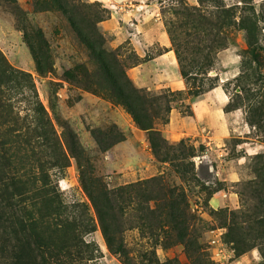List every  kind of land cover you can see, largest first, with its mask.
Returning <instances> with one entry per match:
<instances>
[{
  "label": "rangeland",
  "instance_id": "1",
  "mask_svg": "<svg viewBox=\"0 0 264 264\" xmlns=\"http://www.w3.org/2000/svg\"><path fill=\"white\" fill-rule=\"evenodd\" d=\"M191 14H201L213 24L223 22L225 28L221 32L204 28L200 17L197 22L190 20ZM100 18L105 21L97 24ZM72 21L98 54L117 57L116 73L127 75L128 88L126 81L135 86L130 69L139 56L132 34L166 33L179 71L178 53L190 69L206 66L205 75L189 77V87L209 90L220 76L229 110L240 115L232 136L209 152L190 140L184 147L180 142L157 141L153 149L149 134L121 102L87 88L85 73L77 68L94 75L99 63ZM252 26L257 27L255 32L244 30ZM163 51L156 45L145 59ZM34 53L53 69L47 77L40 75ZM9 67L31 75L51 128L33 134L41 127L40 118L31 110L30 93L9 90L3 75ZM0 85L12 99L19 129L29 130L28 138L40 140L36 136L43 132L55 133L56 142L49 147L40 143L33 157L17 151L12 172L51 182V205L41 201L31 215L37 220L34 237L45 248L43 256L50 264H264V0H0ZM177 110L186 111L182 104ZM162 123L158 121L156 127ZM135 133L146 134L162 174L144 175L136 161L139 149L125 150L114 159L115 147L136 139ZM74 135L96 176L110 190L139 186L137 194L119 199L115 211L113 226L123 231L122 253L110 249L100 215L80 181L78 161L68 147ZM200 156L205 157L202 162L195 160ZM229 174L239 181L226 182ZM160 176L188 196L194 226L182 243L175 232L168 237L160 233V219L145 211L154 209L155 202L139 184ZM229 190L232 200L227 198L225 206L210 205L215 194ZM105 207L104 203L107 211ZM198 249L201 261L195 256Z\"/></svg>",
  "mask_w": 264,
  "mask_h": 264
},
{
  "label": "trees",
  "instance_id": "2",
  "mask_svg": "<svg viewBox=\"0 0 264 264\" xmlns=\"http://www.w3.org/2000/svg\"><path fill=\"white\" fill-rule=\"evenodd\" d=\"M218 8L220 9L219 6H217ZM179 12V10H175L176 14H179ZM198 17L201 18V26L204 28L214 29V31L218 32L225 28L223 22L213 24L209 18L201 14L196 15V17L191 14L189 18L191 21L194 19L192 22H197L196 19ZM103 21L105 20L100 18L97 20V24ZM74 27L81 39L97 56V62L99 63V72L94 75L89 74L87 71H82L80 67L77 68V72L85 73V80L89 86L87 88L106 98L121 102L136 124L149 134V142L153 149L158 147L157 141L162 144L168 141L160 129L156 127L158 121L162 120L163 126L168 125L172 111L177 109L180 104L186 109V111L182 112L184 115L193 116L192 100L214 90L220 85L219 76H217L218 82L212 85L209 90L201 87H189L191 83L189 77L191 75H205L206 66H196L195 69H190L191 66L185 64L178 53L180 74L187 83V91L175 92L167 89L160 94H156L147 89L137 88L131 82L126 81L130 86L128 88L124 82V79H127V75L124 72L116 73L117 68H120V62L117 57L113 53L110 56L111 59L98 54L95 46L84 36L75 23ZM244 30L255 32L257 27H245ZM34 55L40 75L47 77L53 72V69L49 66H44L37 53H34ZM137 58L138 61L132 68L150 60L149 57L142 59L138 56ZM3 75L7 84H9L10 91L17 89L18 94L30 93L31 101L34 105L31 110L40 118L41 122V127L33 130V134L39 133L42 129L51 128L49 115L40 101L36 86L31 80V75L19 72L11 67L6 69ZM72 77L74 78V76ZM187 100L190 101V105L185 106ZM229 107L230 105L227 107V111L231 112ZM14 109L12 99L5 96L3 86L0 85V264H50L49 260L43 256L45 248L41 247L37 238L34 237L37 229V220L31 215L37 211L41 201L51 205L52 200L49 197L51 182L47 178L25 179L22 176L13 175L12 172L17 167V151L23 150L26 158H29V156L33 157L37 149L36 146L40 143L49 147L50 144L56 142L55 133L53 131L43 132L42 135L36 136V138L38 137L37 139L42 138L40 140H34L32 137L28 138L26 133L30 132L28 129L25 132L19 129V120L14 117ZM163 114H166L167 117L164 118ZM122 141H124V138ZM185 144V140L180 142L182 147ZM68 147L71 156L78 161L81 174L80 181L100 215L104 235L110 249L115 253H122L124 250L123 245L119 241V236H121L123 231L119 227L113 226L115 211L118 209L119 199H122L121 197L124 194H137V187L139 186L131 185L123 189L110 190L103 180L96 176L91 161L85 158V150L79 143L77 136L74 135ZM139 185L144 187L148 195L153 196L149 200L150 202H155L154 209L149 207L145 211L152 217L160 219L158 226L160 233L168 237L170 233L175 232L177 240H179L177 242L186 241L188 233L194 226L187 194L176 187L170 186L164 176L148 180ZM215 193L217 191L211 193L210 199ZM101 200H103V203H101ZM104 203L107 206L105 207L107 211L103 209ZM19 235L20 237L17 238ZM195 252V256L198 257L200 249ZM198 258L201 261V258Z\"/></svg>",
  "mask_w": 264,
  "mask_h": 264
},
{
  "label": "crops",
  "instance_id": "3",
  "mask_svg": "<svg viewBox=\"0 0 264 264\" xmlns=\"http://www.w3.org/2000/svg\"><path fill=\"white\" fill-rule=\"evenodd\" d=\"M134 34H132L131 42L142 59H145L156 45L164 49L163 53L153 55V57H149V61L130 69V77L135 86L149 90L187 91V83L180 74L178 61L172 51L168 35L166 33ZM229 104L227 92L219 85L214 90L192 100L193 116L183 115L174 109L170 115L169 124L160 126L159 129L171 143L190 140L192 143L205 145L209 149L208 152L212 151L217 146L224 144L236 130L240 115L238 111L228 112ZM146 134L135 133L136 139L129 138L116 146L113 155L116 159L115 155L118 156L117 154L123 153L125 150L139 149L141 153L137 157V164L143 167L144 175L147 178H152L162 172L154 164L155 158ZM238 181L235 174H229L226 179V182L231 183ZM227 198L232 200L230 190L228 192L221 191L211 199L210 205L216 209L221 208L227 204Z\"/></svg>",
  "mask_w": 264,
  "mask_h": 264
},
{
  "label": "built area",
  "instance_id": "4",
  "mask_svg": "<svg viewBox=\"0 0 264 264\" xmlns=\"http://www.w3.org/2000/svg\"><path fill=\"white\" fill-rule=\"evenodd\" d=\"M203 159H205V157H204V156H200V157H197L195 160H197V161H199V162H202ZM213 244H217V241L214 240Z\"/></svg>",
  "mask_w": 264,
  "mask_h": 264
}]
</instances>
